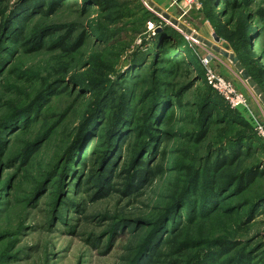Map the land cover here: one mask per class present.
Listing matches in <instances>:
<instances>
[{"label": "rangeland", "instance_id": "374dc122", "mask_svg": "<svg viewBox=\"0 0 264 264\" xmlns=\"http://www.w3.org/2000/svg\"><path fill=\"white\" fill-rule=\"evenodd\" d=\"M27 1L0 0V264H134L161 233L159 225L191 188L192 177H210V152L249 135L255 142L251 154L224 175L264 162V103L221 54H236L264 92V20L258 16L264 0L227 10L199 0L187 14L172 4L174 9L158 10L152 0H108L104 9L61 0L51 14L48 3L46 13L25 15ZM18 16L20 25L14 24ZM175 21L212 46L187 36ZM12 25L21 39L8 32ZM166 26L182 37L176 48L188 44L182 49L191 65L184 55L173 57L172 46L168 53L156 47V34ZM248 28L259 35L252 47L245 41ZM209 76L232 85L245 104L212 111L208 121L207 100L221 96ZM87 83L93 95L82 85ZM101 92L121 101L134 94L135 120L121 154L110 142L118 107L101 121L92 117L83 129ZM154 100L167 104L163 123L148 125ZM35 102V113L27 110ZM225 112L234 121L222 123ZM146 127L156 131L158 155L149 178L136 184L130 179L140 169L136 156L148 140ZM108 163L115 166L111 174L105 171ZM107 184L114 189L105 195ZM263 189L264 178L242 196H227L222 212L187 225L192 206L181 204L174 217L182 228L177 244L192 248L175 255L163 245L156 264H198L203 251L223 241L239 242L223 261L253 248V264H264V207L252 219L249 207L231 211Z\"/></svg>", "mask_w": 264, "mask_h": 264}, {"label": "trees", "instance_id": "16d2710c", "mask_svg": "<svg viewBox=\"0 0 264 264\" xmlns=\"http://www.w3.org/2000/svg\"><path fill=\"white\" fill-rule=\"evenodd\" d=\"M61 0H28L21 8L22 13L29 14V13H34V14H44L45 10L44 8L46 5L49 3V11L47 13H53L60 5ZM251 0H209L210 3L213 4V6L216 7H224L225 10L227 8H240L242 5L245 3H248ZM84 3L86 5H93L97 6L99 9H104L105 4L109 3L108 0H84ZM215 7V8H216ZM147 13L151 14L148 10H146ZM46 13V12H45ZM258 16L261 18V20H264V10L260 9L258 11ZM22 16H18L16 18V22L14 24L20 25V22L22 21L21 19ZM13 24V25H14ZM11 26L8 32L10 31L11 34H15L14 36H17V40L21 39V33L18 32L17 28L15 26ZM18 27V26H17ZM7 32V33H8ZM258 34L256 30L253 29H247V37L245 38L246 44L250 47L254 45V40L258 39ZM156 47L160 49V53H168L165 52V49L167 46H172L173 48V57H177V55H184V63H189V59L186 57L184 53L185 47L188 45L184 42H180L181 44V49L176 48L175 43L176 40L179 42L181 41L182 37L179 35V33L171 27H165L162 28L160 31L157 32L156 34ZM83 42L80 41L74 49H77L81 47V44ZM186 45V46H185ZM187 49V48H186ZM152 56L154 55L153 53H150ZM158 54L155 55L154 58H156ZM249 72V71H248ZM250 73V72H249ZM251 75V74H250ZM253 78V77H252ZM256 80V79H254ZM257 82V81H256ZM258 84V82H257ZM84 87H87L86 91H90V93L93 95V90H91L92 86L87 84H82ZM259 85V84H258ZM192 85H188L186 87V90L190 89ZM263 88V87H262ZM101 98L96 102V111L91 115L87 116L85 118V122L83 124V129H85V124L89 121L91 122V118L98 117V119L101 121L102 119L106 118V113L107 110H113L114 108L118 107V113L116 112V122L115 125H113L110 135L111 138V144L115 142L114 147L120 148L118 150V153L121 154L124 149H122V145L125 143L126 140V135L129 131H131L133 128L131 127L133 125V122L135 120V113H136V105L133 104V97L134 94H129L123 101L122 98H117L114 97L113 95H108L105 92H101ZM43 97V96H42ZM42 97L39 98L42 99ZM118 99V105L116 104L115 100ZM38 100V101H39ZM151 100L150 97L145 99L146 101ZM40 102V101H39ZM144 102V103H145ZM164 102V101H163ZM159 102V100H154L152 101V110H153V116L149 119L148 125L153 121L156 125L162 121V110L166 108L167 104H163ZM117 106H116V105ZM159 104H163L159 106ZM33 105V106H32ZM30 107L27 108H35L34 113L36 111V108L39 106L37 102L33 103ZM205 107H208L206 110V117L208 118V121H211V112L215 110H219L220 112L222 111H227L229 110L228 103L222 98V96H215L213 99L207 100V104ZM162 109V110H161ZM26 110V111H27ZM225 112L223 118L221 119L222 123H230L231 121H234L231 119L230 115ZM30 117L28 115L27 119ZM93 121V119H92ZM95 122V121H94ZM220 122V123H221ZM163 123V121H162ZM93 127H95L93 125ZM83 131V130H82ZM207 131V130H206ZM205 130L201 134V137H205V133H207ZM155 129H149L146 127L145 129V134L148 136L147 139L142 146L140 147V151L138 152L136 158H138V163L137 165L139 166V171L132 176L130 181L132 183H142L143 180L148 177V173L151 172V162H154V159L158 155V149L156 148L155 150L153 149L154 143L157 139V137L154 135ZM249 135H243V136H237L234 139H230L226 144H225V149H218L214 150L213 152H210V156L208 157L209 161L213 160L212 165L210 166L209 170L207 169V174L210 177H206L205 180L203 178H200L199 174H197L195 177H192L191 180V188L183 195L181 196L177 201L176 204L173 205V210L171 214H169V218H164V220L161 222L159 225L158 229H162L161 233L152 240L151 242L149 241L146 243L142 249L144 251L141 255L137 257V260L134 262V264H156L157 259L162 256V249L159 250L163 245L164 246H169L173 249L175 252V255L182 254L185 247L192 248L190 243H185L182 245L177 244L179 235L178 233L180 230H182L181 227H179L178 221L180 218L175 217V212L180 207L181 204H184V207H190L189 208V213H190V218H188L186 221L187 223H191L195 220H202L212 217L214 215H217L218 213L222 212L224 207L222 206L223 203H226V198L228 197H238L242 196L245 193L253 190L258 183L260 182L261 179L264 178V171L262 170L263 168V160L257 161L255 163H252L249 167H245L242 171L238 172L237 174H234L233 176L226 177L224 175V171L228 170L229 168H233L234 166H237L238 161L241 158L248 157L252 151L255 142L253 140L249 139L247 137ZM250 141V142H248ZM119 145V146H118ZM126 150V149H125ZM223 150V151H222ZM216 151H220L219 153H216ZM151 155L148 161H143V158L148 157V155ZM106 174H111L112 171H115V166L114 163L107 164V167L105 168ZM211 171V172H210ZM213 173V174H212ZM214 177H212V176ZM104 177H107L104 175ZM106 180V179H105ZM134 181V182H133ZM201 181L203 184L201 185ZM105 181H102L104 184ZM113 186L110 184H107L106 187V194L108 195L113 191ZM135 190H131L130 194H133ZM203 191V194H202ZM194 195L195 197H189L188 195ZM201 194V196H198ZM249 207V208H246ZM264 207V189L262 191H258L256 195L253 197V199L246 200L244 204H241V206L233 205L231 207V211H238L242 209H248L249 215L248 217L252 219L254 215L259 213ZM230 211V210H228ZM178 217V216H177ZM171 227H170V226ZM179 227V228H178ZM178 232L176 233V231ZM165 233L166 240L161 239V236ZM176 233V234H175ZM162 234V235H161ZM169 237V238H168ZM150 243V244H149ZM239 242H234V241H223L220 242L216 245H213L212 247L206 249L201 253V256L199 258L198 264H253L254 263V258L252 255L253 252H250L253 250V248H248V250L244 249L242 250V254L235 257L234 259H228L226 261H223L224 257H227L230 255L232 252L236 251L238 248ZM262 245V244H261ZM264 247V246H262ZM262 247L259 245L257 246V252L262 249ZM264 249V248H263ZM147 252V253H146ZM165 264V262H164ZM174 264V263H170Z\"/></svg>", "mask_w": 264, "mask_h": 264}, {"label": "built area", "instance_id": "2783aa9c", "mask_svg": "<svg viewBox=\"0 0 264 264\" xmlns=\"http://www.w3.org/2000/svg\"><path fill=\"white\" fill-rule=\"evenodd\" d=\"M198 3L199 0H171L172 6H178L185 14L193 10L194 7L198 6ZM214 79V76H209V84L219 92L228 104H230L233 108H237L240 105L245 104L243 97L233 89L232 85L226 83L223 79H215L216 81H214Z\"/></svg>", "mask_w": 264, "mask_h": 264}, {"label": "water", "instance_id": "95a60500", "mask_svg": "<svg viewBox=\"0 0 264 264\" xmlns=\"http://www.w3.org/2000/svg\"><path fill=\"white\" fill-rule=\"evenodd\" d=\"M175 25L178 24V26L181 27V29L187 34V36L193 37V39L205 43L208 47H211L212 44L210 42H206L203 37H199L197 34H195L191 29L186 28L184 25H180L177 21L174 23ZM214 39L216 42H220V38L218 36H214ZM221 54L224 55V57L229 58L231 62L237 66L238 70L241 72L243 78L249 83L250 87L254 90L257 96L260 97L261 101L264 103V92L262 90V87H260L256 80L252 78L250 73L244 69L241 66V62L239 58L236 56V54H230L226 51H221Z\"/></svg>", "mask_w": 264, "mask_h": 264}, {"label": "crops", "instance_id": "0c3cea01", "mask_svg": "<svg viewBox=\"0 0 264 264\" xmlns=\"http://www.w3.org/2000/svg\"><path fill=\"white\" fill-rule=\"evenodd\" d=\"M152 3H154L155 7L161 11H169V9H174V7H171V0H152Z\"/></svg>", "mask_w": 264, "mask_h": 264}]
</instances>
